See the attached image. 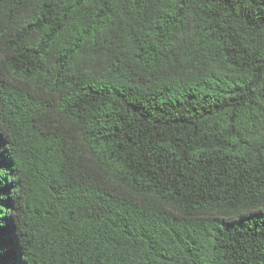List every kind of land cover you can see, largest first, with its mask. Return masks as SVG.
Instances as JSON below:
<instances>
[{
  "label": "trees",
  "instance_id": "16d2710c",
  "mask_svg": "<svg viewBox=\"0 0 264 264\" xmlns=\"http://www.w3.org/2000/svg\"><path fill=\"white\" fill-rule=\"evenodd\" d=\"M0 264H264V0H0Z\"/></svg>",
  "mask_w": 264,
  "mask_h": 264
}]
</instances>
